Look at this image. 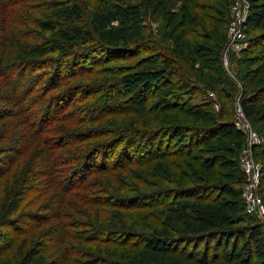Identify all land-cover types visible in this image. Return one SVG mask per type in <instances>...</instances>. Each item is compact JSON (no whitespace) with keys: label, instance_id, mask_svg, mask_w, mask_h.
I'll return each mask as SVG.
<instances>
[{"label":"trees","instance_id":"16d2710c","mask_svg":"<svg viewBox=\"0 0 264 264\" xmlns=\"http://www.w3.org/2000/svg\"><path fill=\"white\" fill-rule=\"evenodd\" d=\"M231 2L0 0L3 14L9 10L18 13V6L28 14L63 11L60 20L51 21L35 14L25 30H20L13 17L7 20L3 16L0 24L4 42L0 80L7 88V100L0 95V197L5 196L6 186L10 195L9 207L0 219V255L20 237L25 242L54 220L40 238L49 240L54 239L51 234L57 235L53 248L61 247L69 255L74 237L86 243L100 239L113 243L122 237L118 244H129L130 255L124 253L123 258L130 264H264V226L246 212L233 186L229 187L231 182L241 184L245 176L241 173L242 180L237 181L221 171L225 166L237 171V153L245 143L244 134L232 123L237 88L222 62ZM248 2L247 39L238 55L240 65L250 70L240 73L248 82L240 105L247 119L264 125V102L258 100L264 96V0ZM83 13L89 28L63 25L68 20L81 21ZM158 20L161 24L155 32L150 23ZM35 24L41 32L33 28ZM252 48H259V58L249 56ZM138 53L146 56L135 71L115 66ZM258 61L256 68L251 67ZM257 69L261 71L258 75ZM154 73L164 77L144 78ZM133 75H143L144 79L138 83ZM204 87L220 100L218 111L212 102L192 105L182 99L204 94ZM70 122L71 127L67 125ZM18 123L33 137L28 142L20 138L11 146L12 124ZM58 127L63 128V135L53 136L49 142L50 133ZM226 129L234 130L230 132L232 146L228 147L222 141L228 137L221 135ZM12 135L15 138L17 133L12 131ZM180 136L185 142L178 140ZM139 141L143 143L141 155L135 151ZM73 146L77 147L74 151ZM195 150L205 154L192 159ZM8 151L14 154L6 155ZM25 164H29L22 176L25 178L12 181L14 172L16 177ZM158 165L173 171L158 178L173 188L144 192L138 184H145L146 172L153 174ZM133 169L135 182L129 190L127 185L123 187L127 197L112 196L109 202L113 204H109L96 195L95 185L103 194H110L116 190L115 184L127 183L122 177L131 176ZM106 181L111 186L105 189L102 184ZM261 186L264 197L263 173ZM55 195L61 198L53 214L40 215L38 212L49 211L44 198ZM20 197L22 202H18ZM34 200L44 201L36 211ZM107 205L124 210L151 209L154 213L135 214L152 216L151 223L132 220L126 221L130 229L109 230L103 220ZM75 216H93L97 223ZM69 227L84 228L71 234ZM143 228H152L150 240ZM231 239L239 243L243 239L242 250L238 255L228 252L223 256L221 246ZM138 240L147 244L140 246ZM43 241L35 243L19 264H46V254L34 256ZM160 243L176 249L167 252L159 248Z\"/></svg>","mask_w":264,"mask_h":264},{"label":"rangeland","instance_id":"374dc122","mask_svg":"<svg viewBox=\"0 0 264 264\" xmlns=\"http://www.w3.org/2000/svg\"><path fill=\"white\" fill-rule=\"evenodd\" d=\"M237 1H239V0H233V2H231V4L229 5V9H228L229 14H230V10H231L232 6L234 4H236ZM23 9L24 8L22 6H18L17 7L18 13L13 12L11 14L10 10L5 12L4 14L0 13V24L2 22L3 16H5V19H7V20H9L8 17L9 18L13 17L17 20V24H18V27L20 28V30H25L26 27H29V25L33 23L31 20H33L37 17V16H35V14L36 15L39 14L38 16L40 18L46 17L48 21L56 20V19L60 20L61 17L63 16V11H57V12L53 11V14L49 15L46 13H42V11L38 10L36 12L30 11L28 14L26 11H23ZM83 16H84V18L81 21H79V19L68 20L63 25H68V26L83 25L84 27L89 28L88 18L86 17L87 14L83 13ZM26 22L28 23V25H24V23H26ZM160 24H161L160 20H158L154 23H150L153 31H155V32H158ZM33 28L34 29L37 28L41 32V28L38 27L36 24L33 25ZM46 32L48 33V35L51 36L52 32H50L48 30ZM1 36H2V32L0 31V53H1V46L4 43ZM227 47H228V45L226 44L225 48L223 50L222 62H223L224 70L227 73V76L230 78L231 82L237 88V92L233 93V100H232V102H233L232 106L234 105L235 109H236L237 99L241 96L242 92L247 87V83H248V82H245V80H243L244 77L241 78L240 73L241 72H248L250 70L248 68H250V67H245V65L241 66L239 63L240 55H238L237 53H232V51L230 49H227ZM258 52H259V48H252L249 51V56L259 58ZM145 56H146L145 53H143V54L138 53V54H134L132 56L128 55L124 61H120L118 63H115V66L130 67L133 69V71H135L134 69H135L136 65L138 63H140L142 58ZM225 58H227L226 62H225V60H226ZM259 62L260 61L251 63L252 64L251 67L256 68L258 66ZM256 72L258 75L261 71H259L257 69ZM262 72H264V67L262 69ZM157 75L159 76L158 80H160L162 77H164L163 74H161V73L160 74L154 73L153 75H148L144 78L149 79V80H153L154 78H156ZM164 75H166V73ZM136 76H138V77H136ZM144 78H143V75H140V76L139 75H133V80L138 81V83L140 81H142ZM169 81H170V79H169ZM160 83H162V82H160ZM204 88H205L204 94L200 93V94L193 95L192 97L186 96V97H183L182 99L186 103H189L192 105L201 104V103H203V101L212 102L213 103L212 108L214 109L215 112L218 111L219 107H220V102H219L220 100L218 99L217 95L213 91L209 90L208 88H206V87H204ZM1 94H3V98L5 100H7L6 84L4 81L0 80V95ZM258 100L260 103L264 102V96L263 95L259 96ZM2 101L3 100H1L0 102H2ZM135 115L136 114H131L130 116H135ZM119 120H123V117H120ZM234 121H235V119L232 121V123L236 127V130H239V128L235 125ZM248 122L250 123L252 130L257 133L258 138H259V142H257L256 144H253L251 146V152L253 153L255 162L261 164V171H262V170H264V125L261 122H254L253 120L250 121L249 119H248ZM67 125L69 127H71L73 125V122H70ZM83 128H85V126ZM62 129L63 128L58 127V130H55V132H53L52 134L50 133V137H49V135H47L49 137V139H48L49 142L51 140V137L58 136L60 134L63 135L64 132L60 131ZM12 131L17 133V136L15 138H13ZM12 131L9 135L12 138V140H8V144H10L11 146H16L20 138H22L23 142H28L29 140H31V137H33L29 133V131L26 130V127L24 126V124H21V125H20V123H18L17 125L12 124ZM224 131H225V133H223L221 135H226L228 138L223 139L222 141L225 142L226 147L232 146L231 142H233L234 138L231 139L230 137H234V136L230 132H234V130L233 129L232 130L226 129ZM240 132L242 133V131H240ZM53 138H55V137H53ZM181 139L182 138L180 136V138L178 140L181 141ZM185 140L186 139L183 138L182 142H185ZM76 148H77L76 146H73L71 150L74 151ZM136 150H137V155H141L144 153L142 142H140V141L137 142V144L135 145V151ZM196 150H198V149H196ZM196 150H195V153L194 152L192 153L193 154L192 159H194L195 156L205 154L204 152L196 151ZM32 151H30V153ZM11 153H12V155L14 154L13 151L12 152L8 151L6 153V155H10ZM237 154H238L237 155V168H238L237 171H235L233 168H230L228 166L221 167V171L226 173V174L227 173L231 174V176L236 177V179L238 181V180H242V179H240L241 173L244 174V171L242 170L243 148ZM258 158L261 159V161H259ZM189 161H191V160H189ZM189 161H187L189 164L193 163L192 161L191 162H189ZM27 165L29 166V164H25L22 168L19 169L16 177H15V173H16V171H15L11 180L14 182H18V178H21L22 176H24V170H25ZM186 167L188 169V165ZM194 167L196 168V163H194ZM132 168L140 169V171L143 170V167H134L133 166ZM167 168L168 167H166V166L158 165L156 167V171H153V174L150 171L146 172L147 179L145 180V182H146L145 184H138V183H136V184H138L139 188L141 190H143L144 192H155V191L159 192V190L162 189V187L167 188V189L173 188V184H171V183L167 184L164 181L161 182L160 180H158V178L162 177L165 173L168 175L171 174L172 170L169 168L167 171ZM135 169H133V171H131L129 173V175H131V176L124 175V177H122L123 181H126L127 183H121L120 187L115 184L116 190L112 191L110 194H103L99 190V188L96 187V185H95L93 187V189H95L96 195L101 197V198H104L105 200L107 199L108 202L110 201V198H112V196H115L117 198H120L121 196H124L122 198L127 197V195H129V194L124 193L123 187H125V185H127L128 187H125V188H127L129 190L131 182H135V179H134L135 177H134V175H132V174H134ZM262 173L264 174V172H261L260 183H259V186L257 188V192H258L257 194L259 195V198L261 199V201L264 202V197L261 194ZM153 176H154V178H153ZM33 177H36V176H33ZM217 177L220 179V176H217ZM22 178H25V177H22ZM94 178H96V179L98 178L97 180L102 179L101 176H96ZM94 178H92V179H94ZM222 180H226V179L222 178ZM42 182L45 183V180H42ZM197 182H199V181H197ZM102 186L106 189V188H109L111 186V183L109 181H106V183L102 184ZM231 186H233L234 190L237 192V195H238L237 198L240 201L241 205L244 206L246 212L247 213L250 212L252 202H250V189H249V185L247 186V184H246L245 177H244V180L241 184L240 183L235 184V182H231V183H229V187L231 188ZM263 188H264V186H263ZM7 189H8V187L6 186V190L4 193L5 196L0 197V199H1L0 200V219H1V216L4 214L5 210L8 209L9 204H10L9 203L10 202L9 201L10 195H9V192H7ZM61 192H62V190H61ZM54 193H56V192H54ZM226 193H228V192L226 191ZM130 195H133V194H130ZM68 197H70V196L67 195V198ZM132 197H134V196H132ZM60 198H61V195H55L53 197H45L44 198L45 199V206H47V208L49 206V211L43 210V211L38 212V213L40 215L42 214L43 216H51L53 214V211H55L53 209L56 208L57 203L59 202ZM67 198H66V200H67ZM74 198H76V197H74ZM22 201H23V197H20L18 199V202H22ZM34 201H35L34 211H36L39 206L43 205L44 201L43 200H41L39 202L37 200H34ZM109 204H113V202H109ZM164 206L165 205L162 202L161 207H164ZM106 207L108 208L107 209L108 212L105 216H103V220L105 221L106 226L109 228V230L110 229L115 230V229H118L119 227H122V228L126 227L127 229H130L131 228L130 224H127L126 221L131 222L132 220L137 221V220L142 219V220L149 221V223H151L152 216H150L149 218H142V216L139 217V216H136L135 214L138 212H148V211L151 213H154L151 209H147V211H145V209L143 210V209H135V208L134 209L131 208V209H127V210H124L122 208L116 209L117 207H112L111 205H107ZM19 211H21V210H19ZM78 211L80 212L79 209H78ZM74 218L77 220H81L83 222L89 221L90 223L91 222L97 223L93 216L92 217L88 216V217H84V218L82 216H79V217L75 216ZM54 224H55V221L53 220L50 223H48L47 225H44L43 227H41V230L39 233L32 235L31 237H29V239L25 240L26 243L24 241L21 242L23 237H20L17 240L16 244H14L9 250H6L5 252H3L0 255V264H19L21 259L28 253L30 248H32V247L34 248L35 243L40 242V240H44L42 243V248H36L37 250L34 251V256L36 255V253L37 254H41V253L46 254V258H47L46 264H119V263L130 264L127 259L123 258L124 253H125V256L130 255L129 244H125L126 246H122V245L118 244V241H120L122 239V237H118V239L116 241H114L113 243L106 241L105 239H100L101 241H91V242L88 241L86 243V242H82L79 239H77L78 236L74 237L73 240H70L71 245H72L71 249H70L71 250L70 255L67 251H65V249L62 250L61 247L60 248H53L54 247L53 246L54 241H55L54 239L57 238V235L51 234L54 237V239L52 238L49 240L45 239V238H40V237H42L40 235L42 233H45V231L48 228H50L51 226H53ZM77 225H79V224L77 223ZM82 228H84V227H78V228L69 227L68 230H70L71 234H73L75 232L82 231L81 230ZM85 228L88 229V227H85ZM108 228H107V230H108ZM140 228H142V227H140ZM142 231L146 232L145 235L148 236L149 240L154 235L152 228H143ZM263 231H264V228H263ZM84 234L87 235L86 233H84ZM138 243L140 244V246H143L144 244H147V241L138 240ZM242 245H243V239H242L241 243L236 242L234 239H231L229 244H224L223 246H221V251L223 253V256L225 255V253H228V252L233 253V255H238L242 250ZM159 248H162L167 252H174V250L176 249V247H174V246H170V245L165 246L163 243L159 244ZM177 249H178V251H180L179 248H177ZM190 249L191 248L189 247L188 250H190ZM52 254H55V255H52Z\"/></svg>","mask_w":264,"mask_h":264},{"label":"built area","instance_id":"2783aa9c","mask_svg":"<svg viewBox=\"0 0 264 264\" xmlns=\"http://www.w3.org/2000/svg\"><path fill=\"white\" fill-rule=\"evenodd\" d=\"M248 13V0L237 1L230 10V22L227 29V49H230L232 53L238 54L244 47L245 40L247 39L246 25L248 22ZM225 59L226 62L227 58ZM234 122L239 130L245 135L242 170L244 171L246 184L247 186L249 185L250 202H252L251 211L248 213L254 215L264 226V202L261 201L257 194V188L260 183L262 172L261 164L255 162L253 153L251 152V146L259 142V138L257 133L252 130L251 125L241 108L240 97L237 99Z\"/></svg>","mask_w":264,"mask_h":264}]
</instances>
